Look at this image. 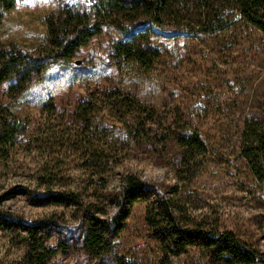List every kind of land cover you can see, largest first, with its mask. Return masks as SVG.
<instances>
[{"label": "rangeland", "instance_id": "obj_1", "mask_svg": "<svg viewBox=\"0 0 264 264\" xmlns=\"http://www.w3.org/2000/svg\"><path fill=\"white\" fill-rule=\"evenodd\" d=\"M91 0H16L0 25V44H18L35 54L47 46L45 19L66 7L86 9ZM161 58L149 72H136L110 56L119 34L104 28L82 47L67 66L50 67L44 81L35 86L16 115L25 126L7 161L0 160V264H16L24 256L21 235L35 222H44L47 246L56 250L48 264H91L77 253L87 219L77 218L74 208L56 207L46 197L41 177L55 169L54 191H85L92 184L82 167L77 140L81 127L70 113L87 96L113 89L136 95L154 106L164 119H182L198 128L206 152L196 177L184 183L178 177L173 151L154 157L144 148L129 147L112 129L99 142L119 155L106 176L103 204L112 218L124 208L119 193L127 174L135 175L149 189L150 201L176 195L198 222L231 231L264 253V181L258 180L241 154L244 122L264 75V34L238 20L213 34L168 37L153 34ZM79 62V64H76ZM0 101L10 102L5 88ZM44 103L52 108H43ZM95 133L101 131L95 128ZM172 156V157H171ZM175 156V155H174ZM148 202V201H147ZM147 202L129 209L126 227L115 240L116 250L136 264H158L159 245L145 223ZM127 206V205H126ZM11 218L14 222L7 220ZM65 244L69 249L64 250ZM173 264H209L198 249H189Z\"/></svg>", "mask_w": 264, "mask_h": 264}, {"label": "trees", "instance_id": "obj_2", "mask_svg": "<svg viewBox=\"0 0 264 264\" xmlns=\"http://www.w3.org/2000/svg\"><path fill=\"white\" fill-rule=\"evenodd\" d=\"M80 9L66 7L46 17L47 46L35 54L25 53L15 43L0 44V88H5L10 102L0 101V160L7 161L25 126L16 115L30 91L41 84L54 65L67 66L79 50L104 28L116 31L110 56L120 65L136 72H149L161 58L153 44V34L161 31L168 37L218 33L232 26L235 20L248 24L264 34V0H91ZM16 7V0H0V25L7 13ZM260 90L248 110L244 122L241 154L260 181H264V75ZM95 97L87 95L70 113L81 127L78 135L80 161L89 171L86 188L89 198L79 190L54 191L59 178L55 169H46L42 181L47 184L46 197L56 207L74 208L77 218H86L84 235L77 240V253L91 264H136L121 255L115 240L126 227L129 209L137 202H147L145 223L150 237L160 249L158 264H173L189 249H198L209 264H264V253L236 237L231 231L221 232L217 226L198 222L176 195L150 201L142 197L149 187L135 175L127 174L119 197L124 203L117 215H107L103 204L110 166L121 163L101 144L103 131L118 133L121 143L144 148L154 157H166L173 151L175 171L184 183L192 181L201 167L206 152L200 131L184 120L164 119L152 105L121 89L105 91ZM44 103L43 108H52ZM95 128L101 131L95 133ZM98 137L99 143L95 144ZM171 156V157H172ZM127 205V206H126ZM14 222L11 218H8ZM15 223V222H14ZM44 222L30 224L20 245L24 256L16 264H48L56 250L47 246ZM64 250L69 249L65 244Z\"/></svg>", "mask_w": 264, "mask_h": 264}, {"label": "water", "instance_id": "obj_3", "mask_svg": "<svg viewBox=\"0 0 264 264\" xmlns=\"http://www.w3.org/2000/svg\"><path fill=\"white\" fill-rule=\"evenodd\" d=\"M76 64H79V62H76Z\"/></svg>", "mask_w": 264, "mask_h": 264}]
</instances>
